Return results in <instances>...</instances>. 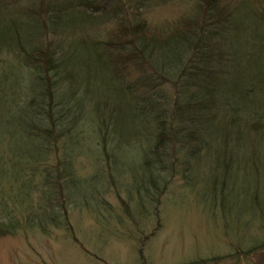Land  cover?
Listing matches in <instances>:
<instances>
[{
  "label": "trees",
  "instance_id": "trees-1",
  "mask_svg": "<svg viewBox=\"0 0 264 264\" xmlns=\"http://www.w3.org/2000/svg\"><path fill=\"white\" fill-rule=\"evenodd\" d=\"M195 2L191 13L154 27L151 11L184 2L0 0V145L10 128L24 144L12 157L0 149V238L67 226L69 203L90 206V179L78 169L90 146L98 161L113 158L114 171L122 147L131 149L144 177L138 192L153 204L169 178L186 180L201 165L215 199L227 201L249 181L237 205L220 207L231 221L242 210L264 232V190H253L264 188V77L260 88L241 85L249 40L263 33L253 47L264 44V0ZM233 67L230 91L217 80L226 86ZM118 119L143 121L142 131L117 138L110 122ZM256 252L264 237L255 238Z\"/></svg>",
  "mask_w": 264,
  "mask_h": 264
},
{
  "label": "rangeland",
  "instance_id": "rangeland-1",
  "mask_svg": "<svg viewBox=\"0 0 264 264\" xmlns=\"http://www.w3.org/2000/svg\"><path fill=\"white\" fill-rule=\"evenodd\" d=\"M182 1L181 5L173 3L151 11L147 16L149 23L161 26L191 13L196 0ZM253 38L245 48L253 57L241 69L245 83L241 85L252 83L260 88L257 79L264 77V44L255 47L253 44L263 40V33H255ZM237 71L236 67L230 70L226 86L221 84L223 79L217 80L219 86L234 90L238 84ZM113 87L110 85L109 91ZM255 97L260 99L263 93ZM110 124L118 138L142 131L143 121L136 124L128 120L125 124L118 119ZM7 132L10 135L1 139L0 149L12 157L13 152L24 149V144L11 128ZM121 151L119 159L124 164L114 171L113 158L109 157L106 163L98 161V154L90 146V156L83 157L78 167L82 177L90 179V185L83 187L90 193V206L83 200H78V207L69 203L67 226H50L46 232L21 231L17 236L0 238V264H191L207 258H222L220 264H264V252L249 254L255 238L264 237L263 230L251 227L242 210L231 221L220 207L233 202L237 205L240 189H251V182L240 180L232 197L225 202L215 199L204 188L209 170L201 165L194 171L191 169L186 180L180 173L169 178L170 185L161 202L153 204L138 192L140 179L144 178L142 166L131 161L128 156L131 149L122 147ZM187 184L192 186L188 188ZM258 185L264 187V182ZM254 189L264 190L253 185ZM157 208L161 213H156Z\"/></svg>",
  "mask_w": 264,
  "mask_h": 264
}]
</instances>
